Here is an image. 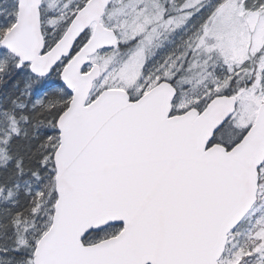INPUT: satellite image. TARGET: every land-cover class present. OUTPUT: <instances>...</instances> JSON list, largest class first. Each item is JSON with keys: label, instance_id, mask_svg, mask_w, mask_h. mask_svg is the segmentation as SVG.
<instances>
[{"label": "snow or ice", "instance_id": "obj_1", "mask_svg": "<svg viewBox=\"0 0 264 264\" xmlns=\"http://www.w3.org/2000/svg\"><path fill=\"white\" fill-rule=\"evenodd\" d=\"M0 264H264V0H0Z\"/></svg>", "mask_w": 264, "mask_h": 264}]
</instances>
